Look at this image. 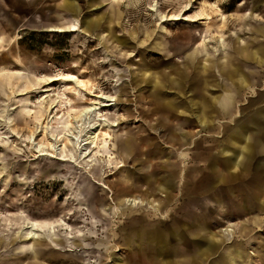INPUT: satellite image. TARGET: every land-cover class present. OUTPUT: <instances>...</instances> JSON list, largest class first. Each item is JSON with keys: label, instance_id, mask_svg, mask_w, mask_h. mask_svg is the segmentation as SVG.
<instances>
[{"label": "rangeland", "instance_id": "rangeland-1", "mask_svg": "<svg viewBox=\"0 0 264 264\" xmlns=\"http://www.w3.org/2000/svg\"><path fill=\"white\" fill-rule=\"evenodd\" d=\"M0 22V264H264V190L216 185L264 91V0H0ZM239 61L261 85L204 129Z\"/></svg>", "mask_w": 264, "mask_h": 264}, {"label": "crops", "instance_id": "crops-1", "mask_svg": "<svg viewBox=\"0 0 264 264\" xmlns=\"http://www.w3.org/2000/svg\"><path fill=\"white\" fill-rule=\"evenodd\" d=\"M64 3V2H63ZM62 4H59L55 7V9L52 11L53 18L55 21L47 24V25H56L61 22V19L63 14L64 6ZM5 31V25L0 22V41L4 39L3 32ZM244 53H247V55L255 58L259 57V62L254 60L253 62H248L245 65H248L249 63H254L259 66L262 65L261 57L264 59V50H258V52L251 50L249 52L244 51ZM242 62L239 61L238 66V72L237 77L233 75V77L230 79V77L227 79L223 78V81L228 80L230 82L225 83L222 81H219L218 87L215 92L214 85L210 83H206V86L202 87V91L200 92V101L203 102L204 110L206 111V114L209 115L207 117L206 115H203L204 120L201 119L202 124H205V128L207 129V126L214 120L217 119V117L224 118L223 122L225 125V122L227 119L232 118L233 115L236 112V107L238 103L242 105L243 101L246 99V96L248 94L252 93L253 87H257L261 85V72H256L253 74H249L247 76L246 71H242L244 69L245 65H242ZM245 70V69H244ZM236 71V70H235ZM234 71V72H235ZM226 74V72H223ZM236 73V72H235ZM228 74V73H227ZM201 89V88H200ZM199 90V89H198ZM218 90V91H217ZM212 91V92H210ZM221 91V92H219ZM215 92V93H214ZM252 106L253 110H250L248 112V115H244V120L240 121L237 120L235 124L225 126V132L226 137L233 140V146L235 145V148L230 150L227 149L225 153L223 154V158L220 161H227L229 162L227 166H225L226 170L227 168L230 169V179L229 181L225 182L224 179L222 181L218 180V183L215 182V176L213 177L210 173H207L205 175L203 181L201 184L204 185H220V186H236V185H253L254 191L255 188H257V194L253 193L254 196H259L262 193V190H264V163H262L264 159V147H262V142L257 143V141L264 140V91L259 92L256 95H252L248 102L243 104L242 106ZM249 145V149H244V146ZM246 151V152H245ZM206 151L203 149L198 156H195L198 158V161H207L209 158L205 159ZM203 155V156H202ZM231 155V156H229ZM233 155V156H232ZM253 156V157H252ZM240 158V159H239ZM212 161L219 162L218 158H213ZM261 161V162H258ZM252 163V169H250L249 173L247 172L245 168V163L249 164ZM239 171V173L237 172ZM254 172V173H253ZM241 173V174H240ZM253 174L254 177H257L253 179V181H244L242 175H250ZM225 174V173H224ZM223 174V175H224ZM237 176H240L237 178ZM223 178V177H222ZM221 178V179H222ZM200 183V182H199ZM197 184V183H196ZM195 262L198 264V260L195 259Z\"/></svg>", "mask_w": 264, "mask_h": 264}, {"label": "bare ground", "instance_id": "bare-ground-1", "mask_svg": "<svg viewBox=\"0 0 264 264\" xmlns=\"http://www.w3.org/2000/svg\"><path fill=\"white\" fill-rule=\"evenodd\" d=\"M192 58V57H191ZM66 80L70 81V82H74L78 87H82V86H85V83H84V80H80L78 79V77H76L74 74H70L68 75V77H66ZM93 105H89V106H85L86 107V110L84 111V113L82 114H85L87 112H90L92 110V107ZM62 117V115H61ZM60 118V117H58ZM94 134L96 133V131L93 132ZM95 137L96 136H90V139H91V143L95 142ZM259 142H262V144L264 143V140H261V141H257V143ZM262 147H264V144L262 145ZM244 149H247V150H250L249 149V145L247 146H244ZM264 149V148H263ZM246 152V151H245ZM240 159V158H239ZM138 197H125L123 199L124 202H126L127 204L129 205H132V204H135V203H138ZM28 224L30 225V228L34 229L36 228V222L35 221H28Z\"/></svg>", "mask_w": 264, "mask_h": 264}]
</instances>
